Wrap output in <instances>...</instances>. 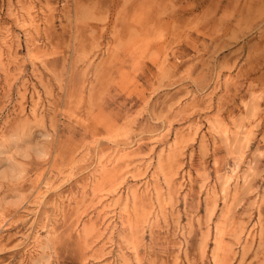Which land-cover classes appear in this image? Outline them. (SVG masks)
<instances>
[{
  "label": "rangeland",
  "instance_id": "374dc122",
  "mask_svg": "<svg viewBox=\"0 0 264 264\" xmlns=\"http://www.w3.org/2000/svg\"><path fill=\"white\" fill-rule=\"evenodd\" d=\"M0 55V264H264V0H0Z\"/></svg>",
  "mask_w": 264,
  "mask_h": 264
},
{
  "label": "bare ground",
  "instance_id": "6f19581e",
  "mask_svg": "<svg viewBox=\"0 0 264 264\" xmlns=\"http://www.w3.org/2000/svg\"><path fill=\"white\" fill-rule=\"evenodd\" d=\"M30 19H31V18H30ZM30 19H28V20H30ZM0 56H1V55H0ZM35 103H36V102H35ZM34 107H35V106H34ZM117 154H118V153H117ZM115 159H116V158H115ZM120 159H121V158H120ZM120 159H119V160H120ZM115 161H116V160H115ZM103 164H104V163H103ZM224 179H226V178H224ZM223 182H224V181H223Z\"/></svg>",
  "mask_w": 264,
  "mask_h": 264
}]
</instances>
